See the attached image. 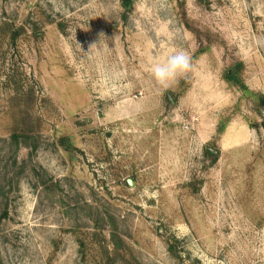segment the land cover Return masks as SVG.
<instances>
[{
    "label": "rangeland",
    "instance_id": "1",
    "mask_svg": "<svg viewBox=\"0 0 264 264\" xmlns=\"http://www.w3.org/2000/svg\"><path fill=\"white\" fill-rule=\"evenodd\" d=\"M0 264H264V0H0Z\"/></svg>",
    "mask_w": 264,
    "mask_h": 264
},
{
    "label": "clouds",
    "instance_id": "2",
    "mask_svg": "<svg viewBox=\"0 0 264 264\" xmlns=\"http://www.w3.org/2000/svg\"><path fill=\"white\" fill-rule=\"evenodd\" d=\"M100 38L99 45H92L91 49L100 47L103 43ZM192 61L189 54L183 49H177L165 59H156L149 63L146 71L150 73L155 82L161 87H167L177 78L192 70Z\"/></svg>",
    "mask_w": 264,
    "mask_h": 264
},
{
    "label": "trees",
    "instance_id": "3",
    "mask_svg": "<svg viewBox=\"0 0 264 264\" xmlns=\"http://www.w3.org/2000/svg\"><path fill=\"white\" fill-rule=\"evenodd\" d=\"M127 3H129V0H126ZM14 138L16 139V137L14 136Z\"/></svg>",
    "mask_w": 264,
    "mask_h": 264
}]
</instances>
